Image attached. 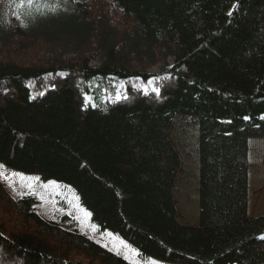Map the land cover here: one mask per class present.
<instances>
[{"label":"trees","instance_id":"1","mask_svg":"<svg viewBox=\"0 0 264 264\" xmlns=\"http://www.w3.org/2000/svg\"><path fill=\"white\" fill-rule=\"evenodd\" d=\"M9 5L4 173L73 188L97 232L141 260L264 264V214L250 213L264 180L249 166L255 143L264 149V0ZM184 186L189 212L176 201ZM37 203L12 197L0 172V264H130Z\"/></svg>","mask_w":264,"mask_h":264},{"label":"rangeland","instance_id":"2","mask_svg":"<svg viewBox=\"0 0 264 264\" xmlns=\"http://www.w3.org/2000/svg\"><path fill=\"white\" fill-rule=\"evenodd\" d=\"M3 1L0 0L1 6H3ZM2 9L9 12L3 7ZM151 70L154 71L156 68ZM255 144L249 166L252 167L250 169L253 171V183L256 184L258 181L259 184L260 181L264 180V149L262 150L261 145ZM0 172L1 175L7 177L5 179L6 186L12 197H19L27 193H33L37 197L38 203L35 210L42 218L58 222L68 230H79L91 240L115 253V255L124 258L130 264H163L152 259L141 260L136 250L109 231L97 232L95 225L90 220L89 212L79 203L73 188L54 180L40 182L38 175H28L13 171H8V175L4 173L6 171L2 166H0ZM251 194V215H263L264 185L262 189L259 191L253 190ZM194 198L195 194L193 191L186 189L184 186L183 192L176 196V201L182 208L186 207L187 212H189L190 206L194 207Z\"/></svg>","mask_w":264,"mask_h":264},{"label":"snow or ice","instance_id":"3","mask_svg":"<svg viewBox=\"0 0 264 264\" xmlns=\"http://www.w3.org/2000/svg\"><path fill=\"white\" fill-rule=\"evenodd\" d=\"M30 187V186H29ZM262 239H264V237H261Z\"/></svg>","mask_w":264,"mask_h":264},{"label":"bare ground","instance_id":"4","mask_svg":"<svg viewBox=\"0 0 264 264\" xmlns=\"http://www.w3.org/2000/svg\"><path fill=\"white\" fill-rule=\"evenodd\" d=\"M137 255H138V253H137ZM165 264H167V263H165Z\"/></svg>","mask_w":264,"mask_h":264}]
</instances>
